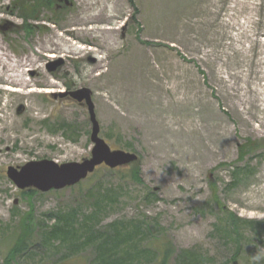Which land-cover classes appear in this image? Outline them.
I'll list each match as a JSON object with an SVG mask.
<instances>
[{"label":"rangeland","instance_id":"obj_1","mask_svg":"<svg viewBox=\"0 0 264 264\" xmlns=\"http://www.w3.org/2000/svg\"><path fill=\"white\" fill-rule=\"evenodd\" d=\"M15 3L0 0V70L37 71L0 80V264H95L114 227L129 237L109 253L120 264H154L167 242L168 264L186 251L187 264H264V0H70L29 35ZM79 88L100 137L137 164L19 190L9 167L91 158L89 112L60 96ZM59 218L71 235L48 243Z\"/></svg>","mask_w":264,"mask_h":264},{"label":"water","instance_id":"obj_2","mask_svg":"<svg viewBox=\"0 0 264 264\" xmlns=\"http://www.w3.org/2000/svg\"><path fill=\"white\" fill-rule=\"evenodd\" d=\"M62 64L63 62L59 61L55 66H51L50 71L54 72ZM92 95V90L87 88H79V90L68 91L60 95L64 98L69 96L78 104H85L89 112V122L92 124L90 141L94 144L91 158L84 159L82 163L71 162L58 165L51 160H42L29 162L19 169L9 167L7 176L19 190L34 189L43 193H49L51 190L61 191V189L71 188L87 180L102 166L115 170L137 162L138 155L120 150L114 151L100 137V124L96 118Z\"/></svg>","mask_w":264,"mask_h":264},{"label":"trees","instance_id":"obj_3","mask_svg":"<svg viewBox=\"0 0 264 264\" xmlns=\"http://www.w3.org/2000/svg\"><path fill=\"white\" fill-rule=\"evenodd\" d=\"M19 1V5L17 6L15 3L14 6V10L18 11L19 13H22V19L24 20V31L26 32V35H29V31L28 30V20L29 19H35L36 16L38 14L41 13L42 9H46L50 12H52L53 8L55 7V2L51 1V0H18ZM245 148V147H244ZM137 164V163H135ZM130 177V180L133 181L134 183H138L139 180V175L137 174L136 171H131L128 173V175ZM68 219H58L57 225L52 228L51 233H49V235L46 237V241L52 242V240H56V239H60L61 241L66 240L69 238V236L71 234H69V230H68V223H67ZM115 229H113V234L114 237L111 238H107L105 239L103 242L100 243V247H99V252L97 254V259H96V263L95 264H120V261L124 260V257L122 258V260H120L118 262V260H116V262H112L111 260V256H110V252L114 251L115 249L119 248L121 244V241L125 238H128V236H125L122 232L121 229H118V227H114ZM22 242V241H21ZM21 242H18L16 249H21ZM109 242L112 243V245L110 246ZM162 245V244H161ZM132 249V248H131ZM129 250L132 251V250ZM158 253H159V259L157 260L156 263L154 264H168V261L173 257L174 252L173 248L171 246V244L169 242L167 243H163L162 246L156 248ZM151 249H148L147 251H145L144 249H141V251H134V254H140L143 253L145 258H149L152 257L155 253H150ZM14 254V252L12 253ZM128 254V251H127ZM189 254H187L186 252H182L181 256L179 257V261L181 262V260H183L182 264H187V256ZM191 255V254H190ZM181 259V260H180ZM136 261V260H135ZM134 262V261H133ZM133 262L131 264H133Z\"/></svg>","mask_w":264,"mask_h":264},{"label":"bare ground","instance_id":"obj_4","mask_svg":"<svg viewBox=\"0 0 264 264\" xmlns=\"http://www.w3.org/2000/svg\"><path fill=\"white\" fill-rule=\"evenodd\" d=\"M109 30L107 29V31H109ZM79 32H80V30H76L75 33L80 34ZM81 32L84 33V31H81ZM49 57L55 58L53 55H50ZM36 64H37V61L34 59L29 60L27 63H23V62L22 63L11 62V64H4L3 63V69L0 70V80L5 78V80L8 83H10L11 85L16 84L20 87L28 86V83L25 82V80H23L24 73L23 72L21 73L19 70L22 67H29L31 69V71L33 73H35L37 71V69L35 68ZM5 70H7V71L5 72ZM32 92H34V91H30L31 94H32ZM103 104L106 108H108L109 110H111L113 112L110 105L106 101H103ZM29 110H30V112L33 111L32 108H30ZM9 124L13 126V122H9ZM263 198H264V190H262V202H264Z\"/></svg>","mask_w":264,"mask_h":264},{"label":"flooded vegetation","instance_id":"obj_5","mask_svg":"<svg viewBox=\"0 0 264 264\" xmlns=\"http://www.w3.org/2000/svg\"><path fill=\"white\" fill-rule=\"evenodd\" d=\"M55 2V7L54 10L56 11L59 9H64L65 6H68V4L70 3V0H51Z\"/></svg>","mask_w":264,"mask_h":264},{"label":"clouds","instance_id":"obj_6","mask_svg":"<svg viewBox=\"0 0 264 264\" xmlns=\"http://www.w3.org/2000/svg\"><path fill=\"white\" fill-rule=\"evenodd\" d=\"M256 259H260V257H259V256H257V257H256Z\"/></svg>","mask_w":264,"mask_h":264}]
</instances>
